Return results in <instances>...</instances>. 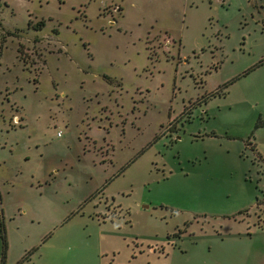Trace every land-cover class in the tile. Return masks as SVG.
<instances>
[{"label": "rangeland", "instance_id": "374dc122", "mask_svg": "<svg viewBox=\"0 0 264 264\" xmlns=\"http://www.w3.org/2000/svg\"><path fill=\"white\" fill-rule=\"evenodd\" d=\"M0 211L4 264H264V0H0Z\"/></svg>", "mask_w": 264, "mask_h": 264}, {"label": "trees", "instance_id": "16d2710c", "mask_svg": "<svg viewBox=\"0 0 264 264\" xmlns=\"http://www.w3.org/2000/svg\"><path fill=\"white\" fill-rule=\"evenodd\" d=\"M250 70V69H249ZM247 70V71H249ZM227 84H224V86H226ZM218 92V91H217ZM187 114V113H186ZM1 211H0V217H1ZM1 219V218H0ZM1 224V232H2V238H3V251H2V256L0 258V264H4L5 263V257H6V240H5V235H4V227L2 225V222L0 221ZM20 261L16 262L15 264H18Z\"/></svg>", "mask_w": 264, "mask_h": 264}, {"label": "flooded vegetation", "instance_id": "af4514ba", "mask_svg": "<svg viewBox=\"0 0 264 264\" xmlns=\"http://www.w3.org/2000/svg\"><path fill=\"white\" fill-rule=\"evenodd\" d=\"M207 97H208V96H207ZM186 113H187V112H186ZM168 127H169V126H168ZM168 127H167V128H168ZM167 128H166V129H167Z\"/></svg>", "mask_w": 264, "mask_h": 264}]
</instances>
